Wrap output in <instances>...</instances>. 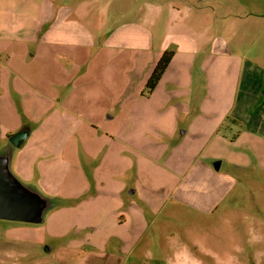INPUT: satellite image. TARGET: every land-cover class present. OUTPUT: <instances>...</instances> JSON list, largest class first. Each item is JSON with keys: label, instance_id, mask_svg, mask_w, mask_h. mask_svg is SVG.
I'll use <instances>...</instances> for the list:
<instances>
[{"label": "rangeland", "instance_id": "obj_1", "mask_svg": "<svg viewBox=\"0 0 264 264\" xmlns=\"http://www.w3.org/2000/svg\"><path fill=\"white\" fill-rule=\"evenodd\" d=\"M32 2L25 10L29 16L17 17L23 21H17L14 29L74 31L80 48L62 50L58 64L68 74L67 82L63 76L61 84L58 80V86H53L48 75L34 78L30 84L54 105L39 106L40 121L47 129L40 139L52 150L42 155L40 166L37 161L30 163L28 179L12 173L16 158L29 154L28 145L12 149L11 169L4 166L32 197L39 222L0 220L2 227L20 229L7 234V228H0V264H264V98L258 95L256 102H250L241 114V123L232 124L227 115L216 138L201 116H194L204 85L197 61L214 60L215 54L229 48V56L217 54L215 58L226 69L230 66L226 75L232 73L235 56L241 63L251 62L260 68L261 75L254 71L251 76L264 92V10L260 19L249 21L253 29L244 38L238 33L235 36L239 29L233 20H206L202 26L207 34L200 52L192 57L196 62L189 86L193 106L185 111L176 100L170 102L176 110L164 113L158 103V114L146 116L143 112L140 127L135 129L131 127L134 115L151 107L132 96L139 81L133 82L134 64L142 67L149 58L137 45L168 46L169 35L184 33L183 14L169 11L178 1ZM15 3L17 15L23 6L18 0ZM72 8L75 17L62 20ZM11 9L7 2L0 5L1 27ZM39 15L41 22L35 17ZM109 46L118 50L105 49ZM78 66L80 74L86 75L79 83V100L67 99L60 109L57 101L70 92ZM123 77L131 97L110 106L104 95L114 94ZM54 91L58 94L55 100ZM22 103L11 89L7 96L4 88L0 90V112L32 126L28 114L25 117L22 112ZM117 106L134 110L133 118L121 116L108 122L101 115V110L110 109L103 113L114 116ZM71 111L79 112V117L71 119ZM4 114L0 116L7 123L15 120ZM31 115L36 120L35 113ZM122 122L128 132H119ZM57 136L61 151L53 148ZM222 137L226 140L220 142ZM145 138L154 145L148 147ZM7 152L0 150V155L4 158ZM56 156L60 160L55 162ZM18 162L20 167L29 165L22 157ZM214 162L218 172L212 171ZM203 167L211 172H203Z\"/></svg>", "mask_w": 264, "mask_h": 264}, {"label": "crops", "instance_id": "obj_2", "mask_svg": "<svg viewBox=\"0 0 264 264\" xmlns=\"http://www.w3.org/2000/svg\"><path fill=\"white\" fill-rule=\"evenodd\" d=\"M18 1L21 2L23 7L21 12H17V16L16 12L14 11L16 0H0V5L4 2H7V4H10L13 9V12L9 13L10 15L8 14L5 16L6 21H3L5 24L2 27L0 26V90L4 88L5 94L7 96L11 89L15 95H17L19 98H22L23 103L25 102V104L23 105L22 103L23 106H21L22 112L24 113L25 117H27L28 114L32 126L28 125L27 122L21 123L20 120L14 118L16 116L13 117L10 113L4 114L3 112H0V114L2 113L10 118L13 117L15 119L12 121V123H7L3 117L0 116V150H2V152L8 150L4 158L0 155V159H4L6 165H8V168L11 169L10 155L13 154V150L15 148L21 147L24 144L28 145L27 149L29 154L26 156H17L18 158L22 157L23 161H26L27 159V161H29V165L27 167H20L18 164V158H16L12 168V173L14 175L17 173L22 178L28 179L30 176V171L32 170L30 169V163L37 161L38 166H40V158L42 155L47 153L48 150H52V146H48L42 142V139H40L42 137V133L47 131V129H45L44 124L42 121H40L41 118L39 115V106H44L46 104L53 105L51 104L52 101L49 100L48 97L43 95L41 92L39 93L38 91L32 90V86L30 84L34 83V78H38L40 76L45 78V76L48 75H50L48 78H52L51 84L53 86L60 85L63 76L67 82L68 74L64 72V68L58 64V61L63 58L62 50L65 47L70 48L73 51L76 48H80V46L78 43H76V41H74L78 36L77 32L74 31L60 32L57 29L51 31L47 28L37 30L35 28V30H31L28 28L23 29L21 27L14 29L13 27L17 21H23V19L19 20L17 17H26L27 15L29 16V14H25V10L29 5L33 4L32 0L30 3H28L27 0ZM174 1H178V3L175 2L170 7L169 11H171L173 15L174 13L176 15H180L181 13L183 14V18L186 21V24L183 28L184 33L179 35L176 33L174 37L169 35L168 46L172 47V56L155 87L147 96L141 95L143 86L154 64L160 57L161 53L164 50H167L168 46L163 44L162 47L160 45L155 49L149 46L140 47L137 45V47H139L137 49L146 52V55L150 59L147 58L142 67V64H134L135 77L133 82L136 83L138 80L139 81L135 90L132 91V96L137 102L148 105L151 104V107L145 109L143 108L142 111L137 113L138 116L134 115V118L131 115L134 110L125 108L124 110H119L120 106H117L118 111L114 114V116H112L110 114L103 113L110 112V109H103L101 110V115H104L108 122L117 117L121 118V116H128L129 118H133L131 127H136L135 129H137L140 127L142 122L140 116L143 114V112L146 116H149L150 114L151 116L158 114L160 110V108L157 107L158 103H160L163 107L164 113L165 111L168 112L170 110H176L175 107L170 106V102H174L176 100L180 101L182 107L184 106V109H181L185 111L188 108L191 109L193 105L190 104L192 95L189 86L192 80L191 70L196 64V62L192 61V57L193 55H196L198 52H200L198 51L199 46L201 41L204 39V36L207 34V28L202 26V24H204L206 20L216 21L230 19L235 22V26L237 25L239 29L238 31H235V36L238 33L241 38H244L253 29V22L249 21H252L255 17L260 19V17L263 16V12L261 11L264 10V0ZM66 12V14L61 16L62 20H68L69 18L75 17L76 10L74 8L67 9ZM35 17L38 22L42 21V15ZM261 24V28H264V21ZM212 27L214 28L215 26L212 25ZM64 36H71L72 38L68 37L69 39H65ZM218 43L225 47L222 40H219ZM240 46H242V42L238 44L237 47ZM105 49L118 50L117 48H112L111 46L105 47ZM229 50L217 54L228 55ZM217 54L213 56L214 60H208V58H204L201 59V61H197L199 62L197 64V68L204 75V85L203 92H201L199 97L200 101H197L199 102V105L197 104L199 107V113L197 112L194 114L195 117L201 116L203 119V124L209 128V133L212 136L214 135V138L217 137L215 133L227 115L230 117L232 124H235V122L241 123L243 120L241 114L242 112L248 110L250 102H256V99L259 97L258 95H260L261 99L264 98V92H261V89L256 86L255 79L251 76V74L255 73L254 71H258V74H260L259 67H256V65L251 62L241 63L240 61H237L238 58L235 56V63L234 67L232 68V73L230 72L226 75V73L229 72L228 69L230 66L227 64L228 67L226 69V64H222L221 62L215 60V58L218 56ZM130 64L132 66L133 63L131 62ZM223 68L225 71L221 72V69ZM126 69L129 72L130 69L128 67ZM242 69H244V72H242ZM261 73L263 75V72ZM59 74L62 76L61 79ZM85 76L86 75L84 73L80 74L78 66L77 71L72 76L74 85L71 83L72 86L70 87V92L64 94V98L58 99L59 101H57V104L60 105V109H63L62 106H65V101L67 99L76 101L79 100L77 97L79 94V83L81 78H84ZM122 79L124 80L120 82L119 87H117V90H115L114 94L111 91L110 94L104 95L110 106L115 101L122 102L125 100V98L128 97L130 99L131 97V95H127L128 81L125 77ZM108 85L110 86L109 83ZM55 92L56 91H54V95L52 96L53 100H55L58 96L57 92ZM26 94L27 96L25 97L24 95ZM4 101H6V99ZM33 102L35 103V106H29L34 104ZM184 103H186V105H183ZM110 106H108V108H111ZM165 106L168 108H164ZM31 112L35 113L37 121L33 119ZM77 114H79V112L68 113L71 119L74 116H78ZM87 128L94 132L93 127ZM105 131L107 132L108 130L105 128ZM119 132H128V130L125 129L124 122L121 123ZM173 133L175 132H172L171 135H173ZM222 138H220V142L226 140ZM55 139L56 140L53 143L55 146H53V148L61 151L63 149V145L59 143L60 141L58 140V136ZM126 142L127 141H125V143ZM146 143H149L148 147H152L154 145V143H150L147 139ZM31 144L34 145L31 147ZM127 144L129 143L127 142ZM33 150L34 152L31 153ZM58 160H60V158L56 156L55 162ZM215 163L216 162L213 164ZM201 169H203V172H211L210 168L208 167H203ZM212 171L218 172V170ZM13 227L14 226H0L1 229L7 228L5 231L7 234H10L9 232H13ZM14 230L17 232L20 231L19 228H15Z\"/></svg>", "mask_w": 264, "mask_h": 264}, {"label": "water", "instance_id": "obj_3", "mask_svg": "<svg viewBox=\"0 0 264 264\" xmlns=\"http://www.w3.org/2000/svg\"><path fill=\"white\" fill-rule=\"evenodd\" d=\"M216 164H213L216 171ZM5 160L0 159V220L37 224L32 197L5 171Z\"/></svg>", "mask_w": 264, "mask_h": 264}, {"label": "trees", "instance_id": "obj_4", "mask_svg": "<svg viewBox=\"0 0 264 264\" xmlns=\"http://www.w3.org/2000/svg\"><path fill=\"white\" fill-rule=\"evenodd\" d=\"M172 56L171 51H163L154 64L144 86H143V91L141 92V95L147 96L151 93L153 88L155 87L157 81L161 77L163 71L165 70L170 58Z\"/></svg>", "mask_w": 264, "mask_h": 264}]
</instances>
